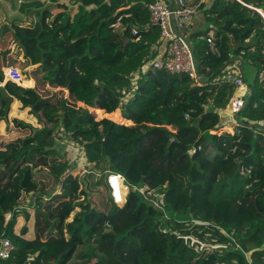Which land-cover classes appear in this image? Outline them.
<instances>
[{"label": "trees", "instance_id": "trees-1", "mask_svg": "<svg viewBox=\"0 0 264 264\" xmlns=\"http://www.w3.org/2000/svg\"><path fill=\"white\" fill-rule=\"evenodd\" d=\"M156 1L27 0L20 6L25 18L0 22L40 81L25 89L0 85V123L8 124L0 134V237L14 245L0 264H45L56 245L66 251L55 264H264V130L254 135L264 122V18L248 6L264 9V0H195L206 28L188 36L205 83L151 65L161 41L148 8ZM210 31L219 55L207 41ZM222 53L229 57L219 62ZM234 57L242 59L238 76L246 83L234 122L240 146L210 132L241 93L233 80L214 81ZM17 59L0 44V83ZM17 100L40 127L11 117ZM61 133L94 165L85 186L56 147ZM110 173L131 186L122 204L111 196ZM95 188L101 198L108 193L106 208L92 200ZM148 191L164 194L165 210ZM28 194L30 209L22 202ZM75 202L82 211L73 215ZM31 209L28 238L26 225L20 233L15 227ZM165 212L171 231L159 227ZM189 212L203 222L191 228ZM199 231L218 246H189L185 237Z\"/></svg>", "mask_w": 264, "mask_h": 264}, {"label": "built area", "instance_id": "built-area-1", "mask_svg": "<svg viewBox=\"0 0 264 264\" xmlns=\"http://www.w3.org/2000/svg\"><path fill=\"white\" fill-rule=\"evenodd\" d=\"M240 3L246 4L243 0H237ZM252 7L256 11H258L262 17L264 18V9L258 8L252 5H248ZM149 11L151 12L152 22L160 26L161 31V45L164 44L163 49H157V56L152 60L151 65L156 69H163L170 71L171 73H187L192 77L199 78L196 76V71L193 62L192 53L187 46V44L178 37L171 29L169 15L171 13L169 9V5L165 0H159L148 5ZM199 10V3H188L187 0H174L172 11L175 16L179 17L181 22L185 25H188L192 22L195 14ZM137 31H135L136 33ZM207 41L209 46L213 52L216 54H220L219 51V43L215 40L214 32L210 31L207 37ZM261 77L264 78V72L261 73ZM4 79L6 82L12 81L20 86H24L23 83L26 81L22 72L15 66H7L4 69ZM228 80H233V82L237 85L238 90H245L246 83L245 79L242 76H229ZM2 86V82L0 83ZM245 98L241 95H235L232 98L231 108L235 113L239 112L241 108L245 105ZM260 125L264 126V122L261 121ZM108 184L111 190V196L113 200L122 204L126 200V195L130 192L131 186H129L125 182V178L120 173H110L107 176ZM147 195L152 198V203L156 208H160L165 210V197L163 193H155L152 195V191H148ZM152 193V194H151ZM188 222L187 225L195 223H202L203 221L200 217H195L193 213H188L187 215ZM170 215L165 212L163 219L160 220L161 227L163 230L171 231V226L169 223ZM167 219L166 223H163V220ZM183 219V218H182ZM184 220V219H183ZM179 234V232H175ZM193 234V233H192ZM201 232L199 231V235L197 236V240L195 241L190 235L186 236L185 239L188 240L189 246H194L196 249H206L208 251H212L214 248L212 244L216 242V238L210 239H201ZM208 235V234H206ZM14 250V245L11 240L7 237H0V259H6L11 256ZM248 259L252 262L251 258ZM95 261H92L90 264H94Z\"/></svg>", "mask_w": 264, "mask_h": 264}, {"label": "rangeland", "instance_id": "rangeland-1", "mask_svg": "<svg viewBox=\"0 0 264 264\" xmlns=\"http://www.w3.org/2000/svg\"><path fill=\"white\" fill-rule=\"evenodd\" d=\"M25 1H27V0H0V18H1V20L3 18H6L4 20L10 22V21H12L13 18L14 19L18 18V17L19 18H25L26 17L25 14H23L20 11L21 3L25 2ZM63 1H67V0H63ZM69 4H70V6L73 5L71 2H69ZM194 18H195V20H194ZM194 18H193V21L195 23V31H196V29L199 30V29L205 28L204 25L200 26V22L202 19V15H201L200 11H198L195 14ZM188 27H189V33H191L192 32V26L188 25ZM0 44L3 45L4 47L10 49L12 51V55L14 57L18 58L17 59L18 62L14 63V65H12V66L17 67L22 72V74L26 80L33 79L34 84L32 86H25L24 85V86H21V88L25 89V88L35 87L37 85V82H40V81H37L34 78V72L32 69L26 68L24 59L21 57V55H22L21 49L22 48L17 46L15 44V42L13 40H11V38L7 34L4 35V33L1 30H0ZM22 50H24V49H22ZM221 57L222 56H218V58H217V60L219 62H222ZM20 63H23L24 67H20ZM40 65L41 64L39 63V68H40ZM248 70H249V68H247L246 73H247V77L250 79L252 77L253 73L251 71H248ZM6 83L7 82L4 79V81H2V86H5ZM41 83H43L46 86V88H48L46 83H44V82H41ZM16 85H18V84H16ZM18 86H20V85H18ZM48 89L55 92V90L52 88H48ZM243 92H244V90H242L240 94H243ZM69 101L75 103V101H72V100H69ZM76 104L78 106H83L79 102ZM19 107H20V102L17 100L13 105L11 116H18V117L24 119L25 121L32 123L33 126L40 127L39 123L37 122V119H35L34 117H32V115L30 113H28L29 107L25 108L24 111H21V112L18 109ZM83 107H85V106H83ZM118 110L122 114L121 109L119 108ZM102 117H107V116H98V118H102ZM229 117H230V115H229ZM114 121H117V120H114ZM220 124L221 125L219 126V129L217 131L212 130L210 132L211 133H218V135L222 136V138H225V139H232V141L235 142L237 146H240L242 144V142H241L239 136L237 135L238 133L229 129V127L224 125V123L222 124V121H220ZM15 125L16 124L13 122L9 124V126H11V128H13ZM127 125L130 126L129 124H127ZM1 126L4 127V130H5L4 124H1L0 127ZM166 128L171 131V130H173L174 127L167 126ZM173 131L177 132V130H173ZM260 131H262L260 128L255 129L254 135L256 138H257ZM56 147L59 150L62 157L69 160V168H68L69 173H73L75 175L77 174L79 176L80 180L83 182V185H84V176L91 170V168H93L94 165L92 163H90L88 160H86L83 147L81 145H79L78 143H76L74 140H71L70 138L65 137V135L63 133H61L60 135H57ZM100 190H101L100 188L93 189L92 192H94L95 194L91 195V198H92V200L96 201V203L100 204V206L102 208L103 207L106 208L104 205V204H106V200L104 198H108V193L106 194V196H103V198H101L98 195V194H100ZM83 197L84 196H82L80 198V200H82ZM22 202L26 208L30 209V207H31L30 203L32 202L31 195L30 194L26 195L23 198ZM75 208H78V209L74 210ZM77 210H80V211L77 212ZM30 211H31V215H32L30 219H27L24 216L18 217V221H17L16 227H15V231L17 233H20L23 226L26 225L29 228V232L27 233V236L33 237L34 236V230H33L34 219H33L32 209ZM81 211H82V208L77 206V202H75L72 214L75 215ZM166 221H167V219H164L163 223H166ZM198 235H199V232L191 234L190 237L196 241ZM201 239H202V237H201ZM217 246L218 245L215 243L212 244L213 248H216ZM54 247L55 248L53 250H51V252L46 256L45 264H55L58 256L60 254H63L66 251V248L61 246V245H56Z\"/></svg>", "mask_w": 264, "mask_h": 264}, {"label": "crops", "instance_id": "crops-1", "mask_svg": "<svg viewBox=\"0 0 264 264\" xmlns=\"http://www.w3.org/2000/svg\"><path fill=\"white\" fill-rule=\"evenodd\" d=\"M68 1V0H67ZM204 1H206L207 2V4H209V2H210V0H204ZM187 2L188 3H196V1L195 0H187ZM200 9V8H199ZM200 11V10H199ZM201 12V11H200ZM201 15H202V19H201V22H200V26L201 25H204L205 26V28H206V22H205V18H204V15H203V13L201 12ZM19 18V17H18ZM4 19H6V18H3L2 20H1V18H0V22L2 23V22H4V21H6V20H4ZM194 20H195V18H194ZM193 22V23H192ZM192 22L190 23V24H188V25H191L192 26V32H195V23H194V21L192 20ZM204 29V28H203ZM196 30H198V29H196ZM199 30H201V29H199ZM3 32V31H2ZM187 34H189V31L187 30ZM4 35H5V33H4ZM230 43H231V45H233V41H232V39H230ZM164 48V44H162L161 45V42H160V45H157V47H156V49H163ZM220 56H222L221 57V60H222V62L223 61H226L227 59H228V54L227 53H222ZM242 70V62L239 60V59H235V57L234 58H231L226 64H225V66L223 67V69L221 70V72H219L217 75H215V78H214V81H216V80H218V79H222V78H227V77H229V76H231V75H234V76H236V75H238L239 74V72ZM236 95H243V94H236ZM226 113V114H225ZM236 114V113H235ZM235 114H234V112H233V110H232V108H231V106H229L228 108H226V110H224L223 112H221V121H222V124L224 123V125H226L227 127H229V128H231V130L232 131H235V129H234V122H236L235 121ZM11 115V114H10ZM229 115H230V117H229ZM232 116V117H231ZM12 117V116H11ZM10 123H12V121L10 122ZM1 124H4V126H5V130H4V127H0V134H6V132H7V126H8V124L5 122V121H2L1 123H0V125ZM221 125V124H220ZM9 128H11V126H9ZM29 229V228H28ZM33 230H34V223H33ZM29 232V231H28ZM26 237H28V238H32V237H29V236H27L26 235Z\"/></svg>", "mask_w": 264, "mask_h": 264}, {"label": "water", "instance_id": "water-1", "mask_svg": "<svg viewBox=\"0 0 264 264\" xmlns=\"http://www.w3.org/2000/svg\"><path fill=\"white\" fill-rule=\"evenodd\" d=\"M165 1L168 3L169 9L171 11V13L169 15V21H170L171 29L189 47V49L192 53V56H193V62H194V67H195V71H196V76L200 79V81L202 83H205L207 80H206L205 76L201 73V70L199 68V62H198V59L195 55V47H194L192 41L190 40V38L187 34V26L183 23H180L181 22L180 18L174 15V13L172 11L174 0H165ZM199 8H202V4L200 5ZM235 59H239L242 62V59L240 57H235ZM242 71H244V67H242ZM75 103H77V102H75ZM235 121L239 122L238 112L235 114ZM256 127L260 128L261 130H264V126H262V125H256Z\"/></svg>", "mask_w": 264, "mask_h": 264}]
</instances>
